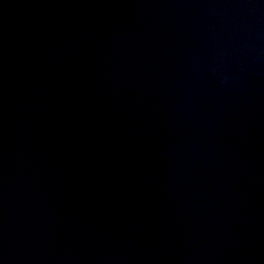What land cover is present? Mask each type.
Returning a JSON list of instances; mask_svg holds the SVG:
<instances>
[{
	"label": "water",
	"instance_id": "95a60500",
	"mask_svg": "<svg viewBox=\"0 0 264 264\" xmlns=\"http://www.w3.org/2000/svg\"><path fill=\"white\" fill-rule=\"evenodd\" d=\"M0 264H264V0H0Z\"/></svg>",
	"mask_w": 264,
	"mask_h": 264
}]
</instances>
